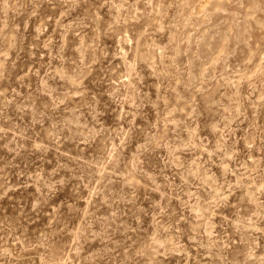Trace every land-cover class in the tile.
Instances as JSON below:
<instances>
[{
  "label": "rangeland",
  "instance_id": "374dc122",
  "mask_svg": "<svg viewBox=\"0 0 264 264\" xmlns=\"http://www.w3.org/2000/svg\"><path fill=\"white\" fill-rule=\"evenodd\" d=\"M0 264H264V0H0Z\"/></svg>",
  "mask_w": 264,
  "mask_h": 264
}]
</instances>
